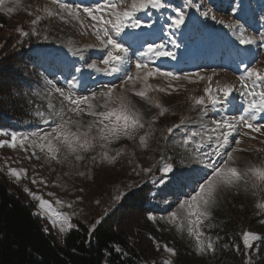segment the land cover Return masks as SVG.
Listing matches in <instances>:
<instances>
[{
	"label": "snow or ice",
	"instance_id": "6c2138e0",
	"mask_svg": "<svg viewBox=\"0 0 264 264\" xmlns=\"http://www.w3.org/2000/svg\"><path fill=\"white\" fill-rule=\"evenodd\" d=\"M7 3H13L15 7H9ZM16 7H19V0H0V12L12 13ZM185 9L194 10L198 16H190ZM152 10L161 13L164 19L159 42L152 39L154 25L158 22L152 19ZM243 11L242 3L236 4L235 0H231L229 14L236 16V19L225 21L218 19L212 8L204 5L201 0H184L179 6H171L167 0H104L103 3L96 0L92 4L75 5L65 0H50V3L43 8H37L35 13H28L34 15V19L30 22L31 33L22 29L17 31L26 37L30 34L40 36L37 26L46 18H56L66 25L78 27L81 34L90 35L94 38V42L84 44L82 48L70 47L73 56H78L84 62L83 68L91 69L103 76L115 77V81L102 83L98 89L87 90L88 94H83L76 89V78L68 81L71 85L68 90L58 86L53 80H46L47 92L42 97L47 100L46 110L42 111L37 107L35 114L43 124L48 125V129L33 132L31 136L0 131V137H10V139L0 138V148H19L26 152L31 150V157L39 160L42 154L46 163L63 164L69 162L71 158L74 166L86 159H90L93 163L99 161L101 164L114 165L125 154L124 148L112 147L121 139L134 142L143 152L150 150V142L156 132L154 124L168 111L149 95L150 92L171 95L172 92L179 90L173 82L207 81V86L203 89L204 95L189 96L192 108L199 107L198 118L201 130H190L182 141L178 142V146L184 149L187 158L201 164L202 168L188 169V175L184 172L178 174L174 163L171 162L172 157L165 158L161 155L158 162L160 178L152 179L151 183L154 186H163V189H158L153 196L162 194L163 190L170 187L191 189L184 194L185 198L176 201L174 210L168 214L167 222L174 225L181 233H186L187 237L194 241V249L201 256L215 254L216 244L205 229L211 230L217 226L214 223L213 213L219 205L221 191H239L243 187L245 192H251L253 196L258 193L264 194V163L249 164L241 171L234 166L233 155L238 150L243 151L238 147L241 144V135L251 139L256 137L250 136V133H260L264 136L262 131L264 124L256 123L257 114L264 113V70L258 69L255 61L252 64L241 61L243 74L238 77V87L233 84L221 86L217 82V86L213 88V77L217 75L215 70L212 75L183 70L178 73L153 65L164 58L176 59L175 52L163 42V36H168L170 44L179 48L180 45L175 39L176 30H180L185 25L186 19L203 18L226 27L235 38L237 45L244 46L245 53L251 54L253 45L264 48V31L252 34L242 22ZM141 13L146 19L140 15ZM164 13L167 15L164 16ZM260 19L264 20V15ZM43 39L47 40L48 36L44 35ZM90 49L101 53L99 64L89 63L85 59L84 53ZM75 72L81 73L82 80V68L76 67ZM157 78L167 81V87L149 82ZM137 84L141 87L137 88ZM234 91H238L246 98L237 110L238 115L204 122V117H207L218 105L227 103L228 97ZM53 94L57 95L54 97ZM132 97H138L158 109L157 114L146 119L144 112L137 107ZM54 99L58 101V106L53 102ZM209 105L211 108L208 107ZM85 117L88 119L85 120ZM186 122L185 118L181 117L179 123L166 129L168 135H162V139L166 143L170 142L174 129H179ZM241 128L250 131L241 132ZM89 153L94 154L89 157ZM132 155L134 156L135 153L133 152ZM213 157L219 159L214 160ZM153 167L155 165L142 166L137 163L133 172L138 176L149 174L153 172ZM193 172L198 174L193 176L191 175ZM8 173L19 181L27 175V170L9 167ZM78 174L84 176L86 172L81 171ZM40 182L44 183L43 180ZM32 183L37 181L33 179ZM140 187L138 182L117 187L111 204L104 209V215L108 214L109 208L117 204L122 205L126 198L134 196V189ZM24 191L38 201L40 211L34 215L45 216L53 228L58 227L60 233L73 227L66 213L54 211L48 200L32 193L30 189L25 188ZM49 195L55 194L49 193ZM55 203L61 206L64 204L58 198ZM96 203L99 205L101 201L97 200ZM164 203L172 206L166 197ZM67 207L71 208L72 205L68 204ZM254 207L260 210L261 224H264V196L254 203ZM147 218L156 221V217L152 215ZM102 219L103 217L97 219L91 225L93 231ZM44 231L47 232L48 227H45ZM241 238L243 246L232 247L237 253L244 255L242 264H252L253 257L250 252L244 250L253 249L254 242L264 240V235L244 230ZM216 239H220L219 235ZM114 250L123 252L118 246ZM156 250L160 251L159 243L156 244ZM163 251L171 256L177 255L176 250L167 244L163 246ZM162 264H173V262L171 259H164Z\"/></svg>",
	"mask_w": 264,
	"mask_h": 264
},
{
	"label": "rangeland",
	"instance_id": "374dc122",
	"mask_svg": "<svg viewBox=\"0 0 264 264\" xmlns=\"http://www.w3.org/2000/svg\"><path fill=\"white\" fill-rule=\"evenodd\" d=\"M65 2L74 5L92 4L95 3L96 0H65ZM99 2L103 3L104 0H99ZM167 2L171 6H179L184 3V0H167ZM201 2L207 7L212 8L218 19H224L225 21L236 19V16L229 14V3L231 0H201ZM49 3L50 0H19V7H16L14 12H0V16H4L8 19L10 25H25L28 27L31 26L30 22L34 19V15H28V13H35L37 8H43ZM235 3L243 4L244 11L241 14L243 17L242 22L245 23L246 27L252 34L264 31V20L260 19V17L264 15V0H235ZM7 6L15 7L13 3H7ZM246 10L249 14L248 18L245 13ZM185 11L190 16H198V14L192 9H185ZM152 13V19L158 21L154 25V35L152 39L159 42V39L162 36L161 26L164 24V19L161 17V13L156 10H152ZM40 14L42 15V13ZM140 15L144 17L143 13ZM166 15L167 13H164V16ZM144 18L146 19V17ZM37 30L43 33V37L44 35L49 37L48 33L51 34V38L49 37L48 42L46 43H60L69 48V50H67L68 52L70 51V53L67 54L69 55L67 57L68 68L65 69L64 72L60 71L57 75L48 74V80H53L58 86L68 90V88L71 87L68 81L76 78V89L83 94H88L87 90L98 89L99 85L102 83L115 81V77L103 76L93 72L91 69L83 68L84 62L81 61L78 56H73L70 47L82 48L84 44L94 42V38L90 35L81 34L78 27L66 25L58 21L56 18H46L39 23ZM207 30H209L210 36L208 47L204 44L207 40L205 37V32ZM175 39L180 45L179 48L170 44V38L168 36H163V42L175 52L176 59L172 60L170 58H164L156 61L153 66H159L162 69L172 70L178 73L181 70L192 73L199 71L204 75H212L213 70H215L217 75L213 77V88L217 86V82H219L221 86L225 84H233L238 87V77L243 74L241 61L249 64H252L255 61V66L258 69L264 70V48L253 45L251 46V54L245 53L243 51L244 46L237 45L235 38L226 27L216 24L211 20H204L203 18L186 19L185 25L182 26L180 30H176ZM84 55L89 63L96 62L99 64L101 53L98 50H87ZM206 55L209 56L206 57ZM76 67L82 68V80L81 73L75 72ZM116 82L118 83V81ZM149 82L153 85L159 84L161 87H167L168 84L167 81L159 78L151 79ZM173 83L179 88V90L172 92L171 95L162 92L149 93V95L157 100L163 107L168 109L165 115L159 117L154 124L156 132L155 137L150 142V150L143 152L134 142L128 141L127 139H121L119 142L113 144L112 147L117 149L124 148L125 154L122 155L114 165L107 163L101 164L99 161L93 163L90 159H86L74 166V162L71 161V158L69 162L63 164H57L55 162L46 163L42 154L41 158L37 160L35 157H31V150L26 152L19 148L10 149L4 147L0 148V172L5 175L9 181L21 189L30 202L35 204L33 210L34 213L40 211L38 208V201L33 199L28 192H25V188L30 189L32 193L48 200L54 211L66 213L70 217L72 225L74 224V221L78 219L83 224L91 227L97 219L101 217L104 219L107 215L113 212L112 210L116 205L109 208L108 214L104 215V209L111 204L114 190L117 187H123L124 185L133 182H138L142 186L144 183L147 184L151 182L152 179L160 178L161 174L160 171H158L160 164L158 162L160 161L161 155L165 158L169 157L168 155L171 154L172 149L177 144L176 141H179L182 136H184V131H190L191 128V130H201L199 129L200 121L198 118L199 107L195 109L192 108V102L189 100V96L204 95L203 89L207 86L208 82L200 81L198 83H189L187 81H177ZM181 85L182 87H180ZM136 87L140 88L141 85L137 84ZM46 92L47 86L45 87V90L43 88V92L38 93L43 102V110H46L47 105V100L42 99ZM53 95L55 97L57 94ZM132 99L137 107L144 112L146 119L157 114L158 109L145 103L140 98L132 97ZM245 99L246 98L240 95L238 91H234L232 95L228 97L227 103H224L222 106L218 105L216 109L209 112L207 117H204V122H209L213 119L219 120L222 118H231L234 115H238L237 110L242 106ZM53 102L58 106V101L56 99H54ZM208 107L211 108V105ZM181 117H184L187 122L177 129L178 132L174 129V132L170 137V142L166 143L162 139V135H168L166 129L179 123ZM87 119L88 118L85 117V120ZM256 123L264 124V113L257 114ZM47 129L48 125L43 124L40 121V118L35 116L33 122H27L26 127H22L21 129H8V131L16 132L19 135L31 136L33 132H42ZM0 131L7 130L0 129ZM240 131L244 132L250 130L241 128ZM262 131H264V129H262ZM250 136H255L256 139L241 135V144L238 147L243 149V151L238 150L233 153L235 157L234 166L241 171H243L249 164L260 165L264 163V142H262L264 141V136L260 133H250ZM0 138L10 139V137ZM97 151H99V149ZM133 152L135 153L134 156L132 155ZM93 154L94 153H89L88 156L90 157ZM183 155L187 156L184 151ZM205 159H207V157H205ZM212 159L218 160L219 158L213 157ZM171 162L173 163L174 161L171 160ZM194 162L195 161L189 159V162L186 161L183 166L188 167L189 165L191 168L202 166L201 164L196 165L198 163L194 164ZM137 163L142 166L155 165V167H153L152 173L141 174L138 176L133 172V168L136 167ZM9 167L26 169L27 175L17 181L8 173ZM81 171L86 172V175H79L78 173ZM33 179H35L37 183H32ZM41 180H43L44 183H41ZM190 190L191 189H188L187 192ZM49 193H54L55 195L51 196ZM261 196H264V194L258 193L256 196H253L251 192H245L243 187H241L239 191H221L219 205L214 210L213 215L214 217H220L221 219L222 216H228L230 210L238 212L240 210L243 211L244 209L251 208L255 210L252 211L253 213L260 216L261 212L254 207V203L260 201ZM57 198L64 202L63 206L55 203ZM183 198H185V195L182 199ZM97 200L101 201L99 205L96 203ZM68 204H71L72 207H67ZM168 214H165L162 217L163 221L168 224L166 225L170 227V236H167V238L171 240H182L189 248V251H183L181 255L190 254L191 256H188V258L182 263L211 264V253L204 256L197 253L194 249V241L188 238L186 233H181L174 225L167 222ZM248 215H251L250 211ZM40 217L44 220L43 227H48L47 232H49V227L50 229L53 228L49 220L43 215H40ZM262 225L261 221L257 224V226L260 227H262ZM213 229L214 228L211 229V232ZM70 230L60 233L58 227L53 228V231L60 235H64L70 232ZM207 230L208 229H205V231ZM246 230H249V228ZM162 258L171 259L173 264H176L175 256H171L169 253L163 251Z\"/></svg>",
	"mask_w": 264,
	"mask_h": 264
},
{
	"label": "trees",
	"instance_id": "16d2710c",
	"mask_svg": "<svg viewBox=\"0 0 264 264\" xmlns=\"http://www.w3.org/2000/svg\"><path fill=\"white\" fill-rule=\"evenodd\" d=\"M17 29L31 33V26H13L0 16V129L7 131L26 127L27 122H33L37 107L43 110L38 93L45 90L47 75L57 73L58 69L54 68L58 60H64L69 50L60 43H46L50 33L45 40L41 31L40 36L30 34L26 37ZM188 132L184 131V135ZM182 138L176 141L175 149L168 156L172 157L178 174L188 175V169L200 170L202 166H183L189 159L178 146ZM158 189L163 186L144 183L134 190V196L126 198L122 205H116L94 231L77 219L70 232L60 235L50 227L49 232L44 231V220L34 215L35 204L0 172V264H162L165 244L176 250V264H183L191 255L181 254L189 248L182 240L167 238L170 227L162 217L174 209L176 201L190 188L170 187L153 196ZM165 197L171 207L164 203ZM249 211L251 215H248ZM252 211L255 210H230L228 216L214 217L217 226L212 232L206 231L217 247L215 254H211V264H242L244 255L232 247L243 246L241 233L249 228L264 235V224L257 226L261 215ZM149 215L156 217V221L149 220ZM117 246L123 252H116ZM244 251L250 252L252 264H264V240L254 242L253 249Z\"/></svg>",
	"mask_w": 264,
	"mask_h": 264
}]
</instances>
